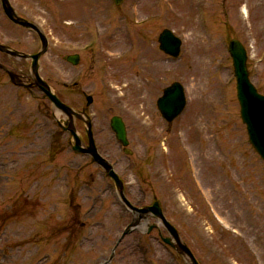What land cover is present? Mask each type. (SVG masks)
<instances>
[{"label":"rangeland","instance_id":"1","mask_svg":"<svg viewBox=\"0 0 264 264\" xmlns=\"http://www.w3.org/2000/svg\"><path fill=\"white\" fill-rule=\"evenodd\" d=\"M40 1L45 0H11L50 37L40 70L53 89L76 107L86 103L85 94L94 96L89 112L98 147L123 178L129 199L137 205L159 199L202 264H264V162L251 145L247 152L238 142L241 153L219 154L222 148L217 145L215 152L208 141L213 135L227 150L233 145L222 139L239 138L232 125L247 134L228 50L231 38L246 45L252 81L264 93V0H125L118 9L113 0H100L102 6L89 16L92 25L83 23L73 35L58 26L59 8L51 0L48 7ZM200 8L206 11V26ZM164 28L183 39L178 58L159 50ZM97 33L103 55L98 63L85 56L81 93H73L64 85L74 82L80 70L64 57ZM0 41L30 53L40 48L32 32L7 20L1 4ZM0 62L30 75L28 60L0 53ZM176 80L185 86L187 105L170 124L157 99ZM35 92L34 97L17 88L0 71V264L102 262L131 213L117 203L106 174L92 165L78 170L86 158L72 152L49 100ZM116 114L126 122L132 155L123 152L110 127ZM78 128L83 132L81 122ZM83 175L88 185L79 183ZM69 180L72 186L78 182L75 190ZM71 220L76 225L69 229ZM73 230L83 232L72 237L67 232ZM113 263L185 261L153 232L126 237Z\"/></svg>","mask_w":264,"mask_h":264},{"label":"water","instance_id":"2","mask_svg":"<svg viewBox=\"0 0 264 264\" xmlns=\"http://www.w3.org/2000/svg\"><path fill=\"white\" fill-rule=\"evenodd\" d=\"M120 3L122 0H116ZM7 3V0H5ZM8 4V3H7ZM163 42V47L171 52L174 53L173 49L177 45V40L171 35L170 32H165L161 38ZM232 51L235 58V64L237 67V75L239 80V99L243 106V117L244 119L249 122L250 124V131H251V139L258 150L264 155V97L258 96L252 85L247 77V72L245 69L244 64V54L240 47V44L237 42L232 43ZM39 55L33 56L34 63H33V71L35 74V78L37 81L38 86L44 90L47 95L50 96L54 105L65 111L66 113L70 112V109L67 108L58 98L54 95L49 87L46 85L44 81L39 77L37 72L38 67V60ZM184 105V97L182 93V89L178 86H174L166 91V95L160 100V107L164 111V113L168 114L170 118H173L183 107ZM114 129L116 130L118 137L122 140L124 144H127L126 139V132L124 125L119 119H115L113 123ZM260 132V133H258ZM95 149H90L96 159L103 164V167L109 172V174L117 181L120 191L122 192V182L118 179V176L113 171L112 167L105 162L104 160L100 159L98 155L94 151ZM139 211L142 212H152L155 214L168 228L170 233L174 236L176 247L180 248L184 251V254L188 257L191 264H198L191 252L180 242L176 229L171 226L165 219L162 210L156 202L152 207L141 209ZM167 242L172 243L171 239H166Z\"/></svg>","mask_w":264,"mask_h":264},{"label":"bare ground","instance_id":"3","mask_svg":"<svg viewBox=\"0 0 264 264\" xmlns=\"http://www.w3.org/2000/svg\"><path fill=\"white\" fill-rule=\"evenodd\" d=\"M258 133H260V132H258ZM212 138H213V137H212ZM208 141H209V142L212 141L211 137H209V140H208ZM211 148L214 149L215 151H218V152H219V150H217V149H219V148H218L216 145L212 144ZM219 154H221V153L219 152ZM184 181H185V184H186V185L189 184V185L191 186V181H190L186 176H184Z\"/></svg>","mask_w":264,"mask_h":264}]
</instances>
